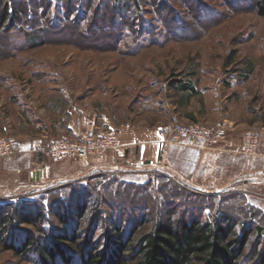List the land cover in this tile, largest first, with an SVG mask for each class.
<instances>
[{
  "label": "rangeland",
  "instance_id": "rangeland-1",
  "mask_svg": "<svg viewBox=\"0 0 264 264\" xmlns=\"http://www.w3.org/2000/svg\"><path fill=\"white\" fill-rule=\"evenodd\" d=\"M85 1L39 0L42 8L37 16L31 4L14 26L9 23L0 29V137L23 136L24 129L33 130L29 122H45L54 131L53 124L63 118L62 127L58 126L61 133L53 132L47 140L74 138L67 132L72 117L80 124L83 117L93 127L75 133L80 138L125 123L210 127L223 126L214 123L220 117L248 124L253 120L251 110L264 115V18L256 14V0H139V14L125 20L129 13L123 8L131 6L129 0H90V9L82 7ZM114 8L122 11L115 20ZM131 24L146 36L136 32L140 38L131 39L127 33L121 39L120 28ZM34 33L39 42L31 43L27 36ZM175 80L193 82L197 94L171 90ZM232 193H206L161 170L118 173L112 169L13 195L0 201V214L17 206L41 210L45 222L40 226L61 230L51 212L69 214L75 201L86 200L88 211L97 208L105 213L94 230L102 248L104 220L109 216L124 233L139 221H143L139 234L145 233L170 210L175 223L191 218L208 221L224 214L239 229L252 213L243 208L247 202L235 200ZM254 219L264 227L263 213ZM81 226L83 238L94 229L85 221ZM16 228L19 237L38 233L30 224ZM254 243L247 246L240 264L252 262ZM2 247L0 241V264H36L33 257L19 258Z\"/></svg>",
  "mask_w": 264,
  "mask_h": 264
},
{
  "label": "trees",
  "instance_id": "trees-1",
  "mask_svg": "<svg viewBox=\"0 0 264 264\" xmlns=\"http://www.w3.org/2000/svg\"><path fill=\"white\" fill-rule=\"evenodd\" d=\"M38 1L20 0L17 3L13 0H0V29L7 28L9 23L11 27L14 26L20 16L25 14L26 6L30 11L33 5L32 14L37 16L38 9L42 8ZM129 1L131 6L123 8L125 13H129L123 17L124 20L135 18L139 14V0ZM90 2L92 1L86 0V5L82 7L90 9ZM254 8L257 16L264 18V0H256ZM114 11L115 20L121 16L122 11L118 8H114ZM68 12L67 17L70 18L71 11ZM199 13L202 14V10ZM135 27L136 25L131 24L130 27L125 25L120 28V38H125L127 33H130L131 36L128 37L131 39L140 38L136 32H139L141 37L146 36L143 29L136 31ZM39 38L35 33L27 36L31 43L39 42ZM176 81L171 83V90L191 96L197 94L193 82ZM235 195V200L241 199L244 204V197L239 193ZM235 195H232V198ZM72 205L73 210L69 214L51 212L61 230L50 226L44 229L40 226L45 222V215L41 210L25 211L17 206L11 207L8 212H1L0 241L3 250L23 259L33 257L36 264H240L246 257L247 246L254 240V258L250 264H264V227L254 219V215L261 213L254 212L248 205L243 208L252 213L253 218L250 216L252 214H249V221L239 225V229L238 224L224 214H216L208 221L191 218L175 223L170 210L164 218L154 222L147 232L139 234L140 224H143V221H139L133 224L129 232L124 233L122 225H119L118 221H112L109 216L108 220H104L105 243L102 248L95 240L94 230L102 224L105 213L97 208L88 211L86 200L81 203L75 201ZM84 221L94 229L86 231L88 236L83 238L81 224ZM17 224H30L38 233L30 231L19 237L15 235ZM84 234L86 236V233ZM6 240L9 242L6 243Z\"/></svg>",
  "mask_w": 264,
  "mask_h": 264
},
{
  "label": "crops",
  "instance_id": "crops-1",
  "mask_svg": "<svg viewBox=\"0 0 264 264\" xmlns=\"http://www.w3.org/2000/svg\"><path fill=\"white\" fill-rule=\"evenodd\" d=\"M250 113L253 120L250 119L248 124L245 121L236 122L233 118H216L215 124L229 128L219 147L208 150L202 149L198 141L164 143L156 135L152 124H121L115 128L120 148L115 152L101 153L86 164H78L67 157L51 161L45 155L31 154L29 149L33 141L52 138L53 132L61 133L58 126L62 127L63 118L53 124L54 131L45 122H29L33 130L24 129L23 136H15L13 154L0 161V201L32 188L42 189L64 181L82 180L98 171L118 168L124 173H138L155 169L206 193L226 190L239 193L254 212L264 214V144L259 147L257 156L240 153L245 134L264 131V120L261 118L264 115L253 110ZM17 120L20 126V119ZM23 120L27 121V117L24 116ZM71 120L67 122L70 136L93 128L83 117L81 124L78 118L72 117ZM254 180L260 183L253 184Z\"/></svg>",
  "mask_w": 264,
  "mask_h": 264
},
{
  "label": "built area",
  "instance_id": "built-area-1",
  "mask_svg": "<svg viewBox=\"0 0 264 264\" xmlns=\"http://www.w3.org/2000/svg\"><path fill=\"white\" fill-rule=\"evenodd\" d=\"M156 135L164 143H180L183 140L198 141L202 149H216L226 136L225 126H201L194 124H181L179 122L165 123L155 128ZM61 136L42 142L37 140L30 146L31 154L45 155L52 161L67 157L86 164L98 153L104 151L115 152L120 148L116 130H107L98 135ZM15 139L0 137V161L13 154ZM264 144V131L260 134L247 133L240 153L253 157L259 154V147ZM48 169V168H47ZM115 172H122L115 168ZM253 184L260 182L254 180Z\"/></svg>",
  "mask_w": 264,
  "mask_h": 264
}]
</instances>
